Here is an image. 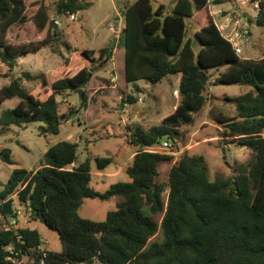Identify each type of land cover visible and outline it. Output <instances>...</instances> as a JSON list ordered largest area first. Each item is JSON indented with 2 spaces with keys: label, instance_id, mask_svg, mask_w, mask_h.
I'll use <instances>...</instances> for the list:
<instances>
[{
  "label": "trees",
  "instance_id": "trees-1",
  "mask_svg": "<svg viewBox=\"0 0 264 264\" xmlns=\"http://www.w3.org/2000/svg\"><path fill=\"white\" fill-rule=\"evenodd\" d=\"M25 2L0 0V62L10 71L8 84L0 88V106L17 99L13 108L0 113V134L9 125L37 121L44 124L42 134L54 135L63 117L58 114L56 95L78 89L84 93L90 64L111 60L114 47L72 52L64 66L27 92L12 72L15 61L50 46L55 35L46 30L45 37L35 42H4L8 29L17 24L38 33L50 27L43 0H31L37 9L32 16H27ZM219 2L176 0L166 9L155 0H135L126 6L117 40L123 51L125 80L157 84L168 75H180L179 99L172 112L146 131L137 128L127 140L135 151L122 168L126 182H116L102 193L93 190L92 170L103 172L112 158L96 157L94 166L86 159L74 167L77 145L62 141L43 153L36 170L15 168L0 184L2 218H11L15 202H28L31 222L56 234L60 250L47 252V264H264V56L246 59L235 54L210 14L211 5ZM255 2V23L264 27V0ZM89 4L88 0H58L56 13H76ZM186 20L198 21L190 35H186ZM209 69H223L213 78V86L249 88L242 95L226 98L234 104L232 117L215 114L207 100V87L196 79L199 71L207 76ZM21 75L35 79L26 72ZM207 101V113L222 127L224 143L250 151V159L239 164L230 178L209 180L203 156L180 151L188 136L180 128H189L193 115L201 114ZM126 102L133 104L136 99L127 96L122 103ZM80 107H86L85 95ZM167 140L176 155L147 151ZM10 153L1 148L0 161L13 164ZM164 162L171 166L167 181L159 183V166ZM111 197L121 200L103 221L78 215L84 199ZM158 229L162 240L150 242ZM39 241L36 229L1 228L0 264H11L4 251L9 245L25 255L24 264H37Z\"/></svg>",
  "mask_w": 264,
  "mask_h": 264
},
{
  "label": "rangeland",
  "instance_id": "rangeland-1",
  "mask_svg": "<svg viewBox=\"0 0 264 264\" xmlns=\"http://www.w3.org/2000/svg\"><path fill=\"white\" fill-rule=\"evenodd\" d=\"M58 0H43L48 11V23L44 31L38 33L32 28L22 27L17 24L8 29L4 42L11 45H19L27 42H35L45 37L47 32L53 34L54 40L50 46L44 47L35 54H28L18 58L12 69L16 77L21 79L22 87L30 92L35 86H41L40 80L48 77L57 67L64 66L70 60L72 52L77 50H93L102 47H114L111 60L104 59L100 63L90 64L91 71L89 82L84 88L86 108H81V98L75 91H63L56 95L59 119L57 134H42L41 122H29L25 124L9 125L0 134V149L10 150L13 164H5L0 161V184L7 181L12 170L23 168L34 171L39 167L43 153L52 145L69 141L76 143V159L72 166L77 167L86 159L96 157H110L113 162L103 172L92 170L90 187L97 192H104L116 182H126L127 176L122 168L128 163L130 153L134 150L126 142L132 133L140 128L144 131L159 124L163 117L172 112L178 102V84L180 75H168L157 84H151L145 80L127 82L124 77L123 51L117 45L119 35H114L117 28L114 16L116 12L123 11L124 7L135 0H88L89 6L75 13V19L69 21L65 13H56ZM169 9L173 0H155ZM256 0H220L218 4L210 7L212 17L217 26L224 25L223 34L229 36L232 24L244 26L235 29L242 36L240 57L258 59L264 56V27L256 25V8L253 3ZM31 0H26L27 16L36 12V7L31 5ZM219 12V13H216ZM68 13V12H67ZM60 18L59 25L51 24L52 18ZM240 19V20H239ZM244 19V20H243ZM199 20V18L195 19ZM186 20V35H190L198 21ZM235 20H238L235 22ZM235 25V26H236ZM109 27L111 30H109ZM121 29V28H120ZM47 30V32H46ZM250 36L247 38V32ZM207 70V100L213 104L215 114L232 117L235 113L234 104L226 98L242 95L249 88L242 85L218 84L213 86V78L223 69ZM26 72L34 80L24 78L21 73ZM9 69L0 62V88L9 82ZM114 78V80H113ZM205 90V89H204ZM176 91V92H174ZM132 96L141 103H125L127 107L121 113L120 106L124 107L123 100ZM199 115H193L194 122L190 127H181L180 130L188 132L187 143L180 151H187L189 155H201L207 166L209 180L215 177L230 178L235 175V169L239 164H244L250 159V151L245 147H239L236 143H224L222 127L215 124L209 117L207 110ZM17 99L6 100L0 106V113L5 109L13 108ZM88 104V105H87ZM122 107V109H123ZM69 108L74 109L73 112ZM86 109V110H85ZM185 130V131H184ZM161 145V142L159 143ZM172 150V147H171ZM224 150V154H223ZM176 155V150H172ZM170 162H164L159 166L157 181L165 183ZM94 168V167H93ZM165 195V194H164ZM121 198L111 197L108 200L86 198L78 208V215L92 221H103L109 211L115 209V205ZM15 205L19 203L15 202ZM31 220L22 218L20 228H25ZM8 222V219L0 215V229ZM36 229L43 242L54 252L60 250V244L54 232L46 229L40 223L28 225ZM161 231L158 229L150 242H160Z\"/></svg>",
  "mask_w": 264,
  "mask_h": 264
},
{
  "label": "built area",
  "instance_id": "built-area-1",
  "mask_svg": "<svg viewBox=\"0 0 264 264\" xmlns=\"http://www.w3.org/2000/svg\"><path fill=\"white\" fill-rule=\"evenodd\" d=\"M214 0H208V3H211ZM253 7L257 8V2L253 3ZM67 16V19L69 21H72L75 19V13H65ZM240 20V19H239ZM238 20H235V22ZM60 18L55 17L52 18V24L55 26L59 25ZM120 33V28L115 31L114 35H119ZM229 43L231 44V47L233 48L235 54L240 55L241 54V49L239 44H242V36L240 33H238L236 30L233 31L229 36L226 37ZM118 40V39H117ZM114 80V78H113ZM173 150V149H172ZM171 150V144L170 141H163L161 142V145L159 144L158 146H153L147 149L149 152H157V151H165L170 154H174V152ZM12 216L11 218L8 219V222L2 226V229L5 231H16L19 229V224L21 223L20 221L22 218H29L30 219V209H29V204L26 202L25 204L21 205H15L12 207ZM4 251L8 253L7 259L11 262V264H24L25 263V255H19L17 252H15L12 248V246H5ZM36 251L39 253V258L37 264H47L45 259L47 256V252L51 251L47 247V243L43 242L42 239L40 238L39 244L36 247ZM93 264H100L99 262H94Z\"/></svg>",
  "mask_w": 264,
  "mask_h": 264
},
{
  "label": "crops",
  "instance_id": "crops-1",
  "mask_svg": "<svg viewBox=\"0 0 264 264\" xmlns=\"http://www.w3.org/2000/svg\"><path fill=\"white\" fill-rule=\"evenodd\" d=\"M220 1V0H219ZM125 8H126V6L124 7V10H125ZM210 9V8H209ZM124 10L123 11H119V12H116L115 13V16H114V20H115V26H116V28L118 29V28H121L122 27V24H123V22H124V18H123V12H124ZM216 13H219V12H216ZM210 14H212V12L210 11ZM244 20V19H243ZM244 24V26H245V24L247 23V20L245 19L244 20V22H243ZM217 25V24H216ZM235 23H233L232 24V29H231V33L233 32V31H235V29H240L241 27H244V26H242V24H241V26H238V25H236ZM218 28H219V30L221 31V32H223V28H224V25H222V27L221 26H218ZM109 30H111V28L109 27ZM194 30H195V28H194ZM230 33V34H231ZM223 34V33H222ZM247 38L250 36V31H248L247 32ZM223 36H225L224 34H223ZM225 37H227V36H225ZM113 53H114V51H113ZM242 58H245V57H242ZM246 59H248V58H246ZM249 59H251V58H249ZM174 92H176V91H174ZM138 102H140L141 103V100H137L136 101V103H138ZM88 105V104H87ZM127 107V105L126 104H124V107H123V109H121L120 108V112L121 113H124V111H125V108ZM86 108V107H85ZM86 110V109H85ZM167 141H170V140H167ZM134 151H135V149L133 150V151H131V153H130V157L129 158H131L133 155H134ZM36 170V169H35ZM13 206H15V204H13ZM32 222L30 221L29 223H28V225L29 224H31ZM25 226V228H28V229H32V228H30L29 226ZM25 261H26V258H25Z\"/></svg>",
  "mask_w": 264,
  "mask_h": 264
},
{
  "label": "water",
  "instance_id": "water-1",
  "mask_svg": "<svg viewBox=\"0 0 264 264\" xmlns=\"http://www.w3.org/2000/svg\"><path fill=\"white\" fill-rule=\"evenodd\" d=\"M176 0H173L172 3H174ZM89 78L91 77V75L88 76ZM208 76H206L202 71H199L196 75V79L201 83V85L204 87L206 81H207ZM76 93H78L79 97H82V90L78 89L75 90ZM123 106H120V108L122 109ZM164 138H167V136H165ZM223 154H224V150H223Z\"/></svg>",
  "mask_w": 264,
  "mask_h": 264
}]
</instances>
